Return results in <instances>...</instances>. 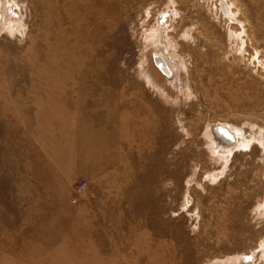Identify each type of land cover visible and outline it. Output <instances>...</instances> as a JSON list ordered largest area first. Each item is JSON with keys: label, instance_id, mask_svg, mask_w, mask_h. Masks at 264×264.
<instances>
[{"label": "rangeland", "instance_id": "rangeland-1", "mask_svg": "<svg viewBox=\"0 0 264 264\" xmlns=\"http://www.w3.org/2000/svg\"><path fill=\"white\" fill-rule=\"evenodd\" d=\"M0 264H264V0H0Z\"/></svg>", "mask_w": 264, "mask_h": 264}, {"label": "water", "instance_id": "water-1", "mask_svg": "<svg viewBox=\"0 0 264 264\" xmlns=\"http://www.w3.org/2000/svg\"><path fill=\"white\" fill-rule=\"evenodd\" d=\"M154 62L157 68L167 77L172 76L171 69L169 68L166 60L159 55H155ZM216 137L221 140L225 145L232 146L237 143L238 136L227 126H217L214 129Z\"/></svg>", "mask_w": 264, "mask_h": 264}, {"label": "built area", "instance_id": "built-area-1", "mask_svg": "<svg viewBox=\"0 0 264 264\" xmlns=\"http://www.w3.org/2000/svg\"><path fill=\"white\" fill-rule=\"evenodd\" d=\"M85 188H86V184H85V183H82V184L79 186V190H78V192L84 191ZM74 201L76 202V199H74Z\"/></svg>", "mask_w": 264, "mask_h": 264}]
</instances>
